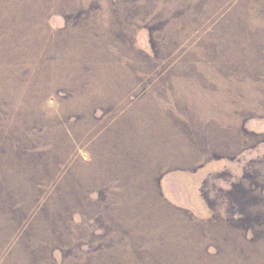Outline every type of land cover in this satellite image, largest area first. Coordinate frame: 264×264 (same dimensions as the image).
I'll return each instance as SVG.
<instances>
[{"label": "rangeland", "instance_id": "1", "mask_svg": "<svg viewBox=\"0 0 264 264\" xmlns=\"http://www.w3.org/2000/svg\"><path fill=\"white\" fill-rule=\"evenodd\" d=\"M0 264H264V0H0Z\"/></svg>", "mask_w": 264, "mask_h": 264}]
</instances>
